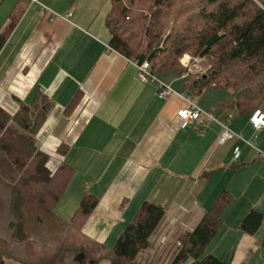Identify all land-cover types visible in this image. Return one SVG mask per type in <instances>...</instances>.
Returning a JSON list of instances; mask_svg holds the SVG:
<instances>
[{"label": "crops", "instance_id": "crops-1", "mask_svg": "<svg viewBox=\"0 0 264 264\" xmlns=\"http://www.w3.org/2000/svg\"><path fill=\"white\" fill-rule=\"evenodd\" d=\"M17 1L0 0L6 13L0 32ZM25 1V12L0 49V104L14 113L37 91L55 101L36 139L50 155L51 169L63 162L75 169L58 213L71 217L85 191L95 194L99 203L83 228L107 244L151 200L166 208L161 230L176 229L180 235L194 230L227 188L234 203L206 253L230 264H264V221L254 234L240 229L250 210L264 213V159L241 140L218 141L219 121L230 119L234 131L264 149V127L255 129L249 116L224 106L231 94L205 104L200 98L208 90L196 96L199 100L187 95L184 75L174 71L157 75L174 88L167 98L159 96L155 84L139 82L134 61L109 49L110 0ZM77 92L81 100L69 112ZM189 98L214 119L201 115L182 128L177 111ZM62 143L68 145L66 155L58 152ZM235 144L242 147L237 161ZM64 200L72 201L69 214Z\"/></svg>", "mask_w": 264, "mask_h": 264}, {"label": "trees", "instance_id": "trees-1", "mask_svg": "<svg viewBox=\"0 0 264 264\" xmlns=\"http://www.w3.org/2000/svg\"><path fill=\"white\" fill-rule=\"evenodd\" d=\"M105 18L109 46L127 58L148 60L154 74L177 69L184 75V93L201 96L209 87L230 92L224 106L251 116L264 102V0H110ZM18 0L0 32V49L27 8ZM184 53L208 56L207 72L190 71L180 62ZM81 100L77 92L68 105L72 112ZM56 103L37 91L16 112L0 104V264H149L143 254L152 247L166 208L145 200L112 247L91 238L84 224L99 199L85 191L70 218L60 215L61 201L75 169L61 163L49 166L36 135ZM68 145L58 152L66 155ZM211 173H207L209 175ZM234 198L227 188L218 195L192 231L178 236L177 251L167 264H230L206 253L223 225ZM264 213L250 210L240 229L254 234Z\"/></svg>", "mask_w": 264, "mask_h": 264}, {"label": "built area", "instance_id": "built-area-1", "mask_svg": "<svg viewBox=\"0 0 264 264\" xmlns=\"http://www.w3.org/2000/svg\"><path fill=\"white\" fill-rule=\"evenodd\" d=\"M71 15V13H70ZM109 49H112L109 46ZM184 58L181 60L182 64L185 66H188L190 71H195L191 68V66L188 64V59ZM134 64L137 67V79L139 82L143 84L152 83L155 84L158 87V94L162 98H167L171 94L175 93V91L172 89L170 85H167L163 83L156 74L152 72L151 64L148 60H145L141 63L134 61ZM202 71V68L199 70ZM201 115L207 116L211 119H214V117L207 111L203 110L201 107H199L195 102H193L189 98L188 105L185 107L180 108L177 111V116L181 119V127L185 128L188 126V124L195 119H198ZM230 119H227L226 121H219L221 125V131L219 135V143L225 144L229 141H243L246 145L253 148L256 152V154L264 159V149L260 148L256 144V140L252 138H244L241 134L234 131L229 126ZM250 122L252 126L255 129H261L264 127V110L262 108H258L254 111V113L250 116ZM242 154V147L239 144H235L233 146V158L234 160H239L241 158Z\"/></svg>", "mask_w": 264, "mask_h": 264}, {"label": "rangeland", "instance_id": "rangeland-1", "mask_svg": "<svg viewBox=\"0 0 264 264\" xmlns=\"http://www.w3.org/2000/svg\"><path fill=\"white\" fill-rule=\"evenodd\" d=\"M5 14L6 13H5V5H4L2 8L0 7V26H1V22L4 20V18L6 16ZM185 55H186L185 59H188V61H189L188 64L195 71H199L202 68V70L204 72H207L212 66V58L211 57H208V56L193 57L190 53H184L182 55V57L180 58V62L184 58ZM169 71H174L175 73L182 75L181 72L178 71L177 69H172ZM169 71H164L162 73H165V72L169 73ZM156 75H159V74H156ZM172 89L174 90V88H172ZM211 89H214L213 91L217 92V93L213 94L214 96H211V91H210ZM219 94L224 95V98H228L230 95V92H228L226 90H221V89L216 90L215 88H213V86H211L208 88L207 94L203 95L200 98V99H202V104H205L210 100H212V102H213L216 98L215 96L219 95ZM194 98L196 100H199V97L194 96ZM50 164H51V167H53L52 164H55V160L52 159L50 161ZM65 195L66 194H64V199H66ZM66 201H68V200H66ZM62 203H64V202H62ZM69 204L72 205V201H68V202L64 203V205L67 206L66 208H68L67 213L70 210V208L68 207ZM60 205H62V204H60ZM56 211H57V209H56ZM64 212H65V214H67L66 211H64ZM67 218H70L69 215ZM127 225H125V227ZM161 227H160V230H161ZM158 230L152 236V247L143 254V258L145 260H147L149 262V264H167L169 259L172 258L173 255L175 254V252L177 251V247L179 244L178 243L179 232L175 231L176 229L172 230V229H169L167 227H164V228H162L161 231L160 230L158 231ZM116 240H117V238L115 239V237L113 239H110L107 243V246L108 247L114 246V244L116 243ZM3 264H16V263L7 260V261H4Z\"/></svg>", "mask_w": 264, "mask_h": 264}]
</instances>
